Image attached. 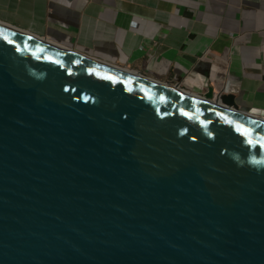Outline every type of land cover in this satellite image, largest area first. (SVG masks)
<instances>
[{"label":"water","instance_id":"obj_1","mask_svg":"<svg viewBox=\"0 0 264 264\" xmlns=\"http://www.w3.org/2000/svg\"><path fill=\"white\" fill-rule=\"evenodd\" d=\"M0 264H264V119L0 22Z\"/></svg>","mask_w":264,"mask_h":264},{"label":"crops","instance_id":"obj_2","mask_svg":"<svg viewBox=\"0 0 264 264\" xmlns=\"http://www.w3.org/2000/svg\"><path fill=\"white\" fill-rule=\"evenodd\" d=\"M0 22L264 119V0H0Z\"/></svg>","mask_w":264,"mask_h":264}]
</instances>
